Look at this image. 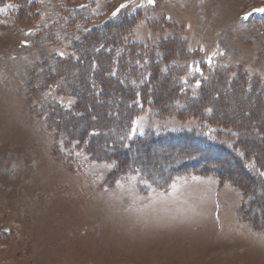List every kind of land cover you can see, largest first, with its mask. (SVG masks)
I'll use <instances>...</instances> for the list:
<instances>
[{"label": "rangeland", "instance_id": "1", "mask_svg": "<svg viewBox=\"0 0 264 264\" xmlns=\"http://www.w3.org/2000/svg\"><path fill=\"white\" fill-rule=\"evenodd\" d=\"M259 9L0 0V264H264Z\"/></svg>", "mask_w": 264, "mask_h": 264}, {"label": "trees", "instance_id": "2", "mask_svg": "<svg viewBox=\"0 0 264 264\" xmlns=\"http://www.w3.org/2000/svg\"><path fill=\"white\" fill-rule=\"evenodd\" d=\"M156 73H158V71H157ZM160 73H161V71H160ZM162 74H163V73H162ZM125 83H127V82H125ZM165 84H167V82H165ZM168 84H169L170 86L172 85L171 83H168ZM168 84H167V85H168ZM127 85H128V83H127ZM127 85H126V86H127ZM169 85H168V87H169ZM135 103L138 104L137 99H135ZM164 106H165V104H163L161 108L163 109ZM125 108L127 109V107H125ZM129 112H130V111H129ZM129 112H125V114H123V116H126V119H128V120L131 118V114H130ZM228 173H229V172H228ZM230 173H231V172H230Z\"/></svg>", "mask_w": 264, "mask_h": 264}, {"label": "snow or ice", "instance_id": "3", "mask_svg": "<svg viewBox=\"0 0 264 264\" xmlns=\"http://www.w3.org/2000/svg\"><path fill=\"white\" fill-rule=\"evenodd\" d=\"M149 3H152L153 0H148ZM121 7H124V5H121ZM117 11H119V9H117ZM259 11H264V9H259ZM113 15H115V13H113Z\"/></svg>", "mask_w": 264, "mask_h": 264}]
</instances>
